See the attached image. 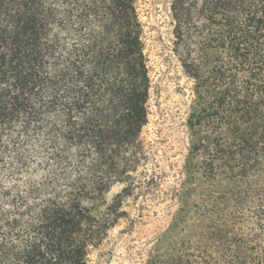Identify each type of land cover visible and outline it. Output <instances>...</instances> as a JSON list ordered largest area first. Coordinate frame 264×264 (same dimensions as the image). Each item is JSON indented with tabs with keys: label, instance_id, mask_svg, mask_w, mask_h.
Masks as SVG:
<instances>
[{
	"label": "trees",
	"instance_id": "obj_1",
	"mask_svg": "<svg viewBox=\"0 0 264 264\" xmlns=\"http://www.w3.org/2000/svg\"><path fill=\"white\" fill-rule=\"evenodd\" d=\"M135 3L0 0V264H88L124 215L151 87ZM170 13L188 148L143 264H264V0Z\"/></svg>",
	"mask_w": 264,
	"mask_h": 264
},
{
	"label": "rangeland",
	"instance_id": "obj_2",
	"mask_svg": "<svg viewBox=\"0 0 264 264\" xmlns=\"http://www.w3.org/2000/svg\"><path fill=\"white\" fill-rule=\"evenodd\" d=\"M172 1L135 3L144 28L151 80L148 122L142 131L147 161L133 175L134 192L121 201L124 215L98 246L90 248L88 264H143L151 244L167 228L178 207L174 193L184 179L191 85L171 52ZM122 189V184L114 185L106 195L107 201Z\"/></svg>",
	"mask_w": 264,
	"mask_h": 264
}]
</instances>
